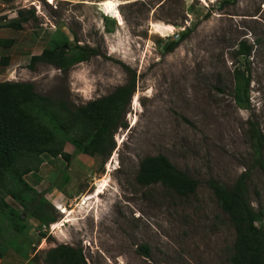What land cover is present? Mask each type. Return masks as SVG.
I'll return each mask as SVG.
<instances>
[{
  "label": "rangeland",
  "instance_id": "1",
  "mask_svg": "<svg viewBox=\"0 0 264 264\" xmlns=\"http://www.w3.org/2000/svg\"><path fill=\"white\" fill-rule=\"evenodd\" d=\"M104 1L0 0V80L32 82L43 95L81 105L125 84V65L136 72L128 127L114 133L106 159L66 142L69 162L45 153L26 175L31 199L6 195L22 219L0 213V264H50L46 251L61 243L81 247L88 264H233L236 230L209 180L231 186L251 169L250 201L264 210V169L248 135L252 122L264 132V0H116L109 9ZM20 9L35 16L21 30L3 26ZM184 31L167 51L165 42ZM65 37L100 53L68 72L29 66ZM241 41L251 55L237 54ZM238 69L250 76L247 107L236 100ZM160 153L198 180L195 193L138 182L141 160Z\"/></svg>",
  "mask_w": 264,
  "mask_h": 264
},
{
  "label": "trees",
  "instance_id": "2",
  "mask_svg": "<svg viewBox=\"0 0 264 264\" xmlns=\"http://www.w3.org/2000/svg\"><path fill=\"white\" fill-rule=\"evenodd\" d=\"M30 16H35L33 10L20 9L18 16L6 20L3 26L21 30ZM109 17L106 19L109 20ZM187 34L184 31L180 40L165 42V49L173 50ZM12 42L13 39H7L5 46ZM251 50L249 44L241 41L237 54L247 57L251 55ZM98 53L100 51L94 47L78 42L72 44L65 37L54 40L40 54L33 55L29 66L34 68L41 61L68 72L70 67ZM8 60L9 56L1 59L6 63ZM125 69L129 74L125 84L81 105H68L62 100L43 95L36 91L32 82L0 80V213L22 219V215L9 205L6 195L11 194L22 203L31 199L29 192L35 189L26 175L44 162L43 154L62 156L69 162L72 155L64 151L66 142L73 144L79 153L90 156L106 159L111 154L117 145L114 133L119 128L128 127L125 116L136 91V72L128 65H125ZM236 81V100L240 106L247 107L250 76L238 69ZM248 135L256 154L255 166L264 169V132L252 122ZM250 175L251 169L245 170L231 186L209 180L214 195L229 214L236 230L231 256L233 264H264V210H257L251 204L248 189ZM137 180L144 185L161 183L181 195L195 193L199 185L198 180L161 153L141 160ZM40 201L43 205L47 204L45 199ZM42 212H45V207ZM54 221L55 218L48 220ZM141 247L144 253H149L146 245ZM4 256L5 251L0 249V260ZM45 258L50 264H88L82 248L67 243L50 248Z\"/></svg>",
  "mask_w": 264,
  "mask_h": 264
},
{
  "label": "bare ground",
  "instance_id": "3",
  "mask_svg": "<svg viewBox=\"0 0 264 264\" xmlns=\"http://www.w3.org/2000/svg\"><path fill=\"white\" fill-rule=\"evenodd\" d=\"M103 5H105V6H107V9H109V8H112L111 6L112 5H115L116 4V0H105L103 3H102ZM114 12V11H113ZM105 178H104V180H103V184H100L99 186H98V188L96 189V191H95V195L96 196H98L100 193H102V191H103V188H104V185H105ZM106 186V185H105ZM106 188V187H105ZM89 197V196H88ZM93 198V197H92ZM95 198H98V197H95ZM82 203V202H81ZM71 214H72V212L69 214L70 216H71ZM69 215L66 217V219H64L63 221L64 222H69L70 221V219H67L68 217H69ZM61 225H62V223L61 222H58V223H56V224H54V228H58L59 230L61 229L60 227H61Z\"/></svg>",
  "mask_w": 264,
  "mask_h": 264
},
{
  "label": "built area",
  "instance_id": "4",
  "mask_svg": "<svg viewBox=\"0 0 264 264\" xmlns=\"http://www.w3.org/2000/svg\"><path fill=\"white\" fill-rule=\"evenodd\" d=\"M53 224H51L50 226H52ZM47 228L45 227L44 230H46Z\"/></svg>",
  "mask_w": 264,
  "mask_h": 264
},
{
  "label": "clouds",
  "instance_id": "5",
  "mask_svg": "<svg viewBox=\"0 0 264 264\" xmlns=\"http://www.w3.org/2000/svg\"><path fill=\"white\" fill-rule=\"evenodd\" d=\"M113 16L116 17V15H113ZM51 224H53V223H51ZM51 224H50V225H51Z\"/></svg>",
  "mask_w": 264,
  "mask_h": 264
},
{
  "label": "crops",
  "instance_id": "6",
  "mask_svg": "<svg viewBox=\"0 0 264 264\" xmlns=\"http://www.w3.org/2000/svg\"><path fill=\"white\" fill-rule=\"evenodd\" d=\"M31 173V172H30ZM28 180V179H27Z\"/></svg>",
  "mask_w": 264,
  "mask_h": 264
}]
</instances>
